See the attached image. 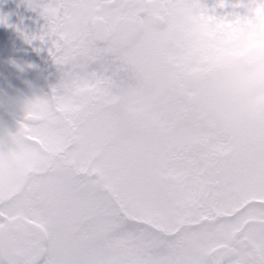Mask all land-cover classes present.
<instances>
[{
	"label": "snow or ice",
	"instance_id": "obj_1",
	"mask_svg": "<svg viewBox=\"0 0 264 264\" xmlns=\"http://www.w3.org/2000/svg\"><path fill=\"white\" fill-rule=\"evenodd\" d=\"M28 3L62 79L0 130L32 173L0 186V264H264V142L214 138L157 55L210 0Z\"/></svg>",
	"mask_w": 264,
	"mask_h": 264
},
{
	"label": "clouds",
	"instance_id": "obj_2",
	"mask_svg": "<svg viewBox=\"0 0 264 264\" xmlns=\"http://www.w3.org/2000/svg\"><path fill=\"white\" fill-rule=\"evenodd\" d=\"M194 8L185 76L192 95L208 89L264 123V0H210Z\"/></svg>",
	"mask_w": 264,
	"mask_h": 264
},
{
	"label": "rangeland",
	"instance_id": "obj_3",
	"mask_svg": "<svg viewBox=\"0 0 264 264\" xmlns=\"http://www.w3.org/2000/svg\"><path fill=\"white\" fill-rule=\"evenodd\" d=\"M10 9L11 10H9L5 16L2 14L3 12L0 14L2 26L8 30L9 36L19 44L18 49H28L31 45L29 42L30 35H28V32L22 24V15L23 13L30 12L32 10L29 7V4L18 5L17 3L13 4L12 8ZM190 13L180 17L175 27H167L166 30H160L157 55L164 69L166 63L163 57L164 55H162L161 52L165 47L168 46V43L170 47H168L170 54L171 50L173 49L172 45L175 43V41H180L187 38L193 40L194 38V33L190 28V25L193 23L192 18L189 16ZM173 37H175V39H173ZM0 44H2L1 40ZM0 48V59L1 61H4V58L7 56L4 54L5 48L3 46H0ZM167 72L170 73L172 82L177 80L175 83L183 85L185 92L195 100L194 107L199 111L201 116H205V119L208 120V125L211 126L209 132L214 138L218 139V133L216 131L221 130L223 125H226L231 129L233 135L236 136L237 140L235 142L237 147L253 146L264 142V135L256 131V128L260 127L263 123L253 125L245 116V114L232 104L220 101L213 94V99H211L209 90L208 98L206 99L202 97V92H207L206 88L201 89L197 95L193 96L191 92V84L189 85L186 82H182L180 84L178 82L180 76L173 73V71L170 72L168 67ZM3 83H5V81L0 72V86ZM6 84L7 83H5V85ZM56 84H58V82L53 81L47 85L43 81L32 79L30 86L21 90H13L11 87H8L11 95V103L8 105L7 109L17 118L19 122L23 119L24 106L26 102L37 97L36 95L40 92L42 93L41 97L44 96L43 92L45 93V96L48 95ZM2 129H11L14 131V126L5 120L0 114V130ZM10 143L13 145H18L22 143V139L18 136H14ZM0 161L3 162V166L6 165L12 167L10 168V171L7 172L8 170L2 168V164L0 163V178H2L0 180V186H3V188L6 190L10 188L17 190V183L21 178V173L25 171L26 168L22 166L21 161L16 157L15 154L6 153L0 157ZM30 179L32 183V177Z\"/></svg>",
	"mask_w": 264,
	"mask_h": 264
},
{
	"label": "water",
	"instance_id": "obj_4",
	"mask_svg": "<svg viewBox=\"0 0 264 264\" xmlns=\"http://www.w3.org/2000/svg\"><path fill=\"white\" fill-rule=\"evenodd\" d=\"M20 72V71H19ZM22 73V72H21ZM18 73H13V76L16 77ZM24 77V76H23Z\"/></svg>",
	"mask_w": 264,
	"mask_h": 264
}]
</instances>
